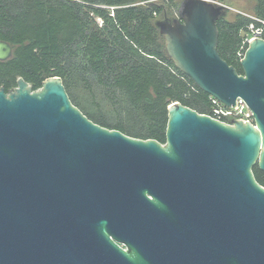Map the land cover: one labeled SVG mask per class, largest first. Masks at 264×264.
Instances as JSON below:
<instances>
[{"label":"water","instance_id":"water-1","mask_svg":"<svg viewBox=\"0 0 264 264\" xmlns=\"http://www.w3.org/2000/svg\"><path fill=\"white\" fill-rule=\"evenodd\" d=\"M228 10L183 0L157 26L176 67L254 123L175 102L161 143L95 123L61 77L0 89V264H264V39L240 73L218 51Z\"/></svg>","mask_w":264,"mask_h":264},{"label":"trees","instance_id":"trees-1","mask_svg":"<svg viewBox=\"0 0 264 264\" xmlns=\"http://www.w3.org/2000/svg\"><path fill=\"white\" fill-rule=\"evenodd\" d=\"M264 20V0H254ZM182 0H0V39L14 47L0 61V89L24 78L33 90L61 77L72 102L95 123L166 143L175 103L212 113L207 93L175 65L157 22L178 13ZM177 15V14H176ZM163 17V18H162ZM252 18L218 21V51L240 73L242 33ZM264 186V172L255 166Z\"/></svg>","mask_w":264,"mask_h":264},{"label":"built area","instance_id":"built-area-1","mask_svg":"<svg viewBox=\"0 0 264 264\" xmlns=\"http://www.w3.org/2000/svg\"><path fill=\"white\" fill-rule=\"evenodd\" d=\"M255 20L259 25L253 23L249 26V30L244 32L243 44L239 52L240 60L243 58L251 41L258 38L264 39V20L259 18ZM209 97L212 102V113L207 115L230 125H233L235 121L254 123L253 112L242 98H238L235 106L228 107L215 97L210 95Z\"/></svg>","mask_w":264,"mask_h":264},{"label":"rangeland","instance_id":"rangeland-1","mask_svg":"<svg viewBox=\"0 0 264 264\" xmlns=\"http://www.w3.org/2000/svg\"><path fill=\"white\" fill-rule=\"evenodd\" d=\"M183 1V0H182ZM215 2L221 3L223 5H226L229 10L227 15L224 17L227 21H234L235 18L238 15H243L252 19H256V16L254 14V7H255V1L254 0H213ZM169 15H166L168 18H176L177 13H167ZM164 16L163 19L166 18ZM160 19V20H163ZM244 35V32L242 33V36Z\"/></svg>","mask_w":264,"mask_h":264}]
</instances>
